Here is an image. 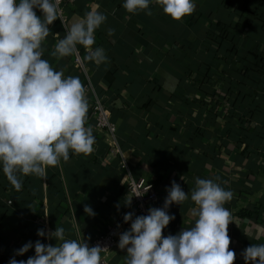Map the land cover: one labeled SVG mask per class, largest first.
Returning <instances> with one entry per match:
<instances>
[{"label":"crops","instance_id":"0c3cea01","mask_svg":"<svg viewBox=\"0 0 264 264\" xmlns=\"http://www.w3.org/2000/svg\"><path fill=\"white\" fill-rule=\"evenodd\" d=\"M194 2V12L180 21L165 15L155 0L150 16L128 13L124 0H76L65 6L66 25L91 10L106 15L92 46L107 56L98 67L85 61L78 68L74 56L52 57L66 33L59 19L49 25L43 58L65 76L89 81L94 94L86 92L88 110L93 95L102 98L120 154L93 132L90 154L70 151L69 160L47 168L45 178L19 176V191L0 167V264L34 256L37 240L55 245L49 234L56 227H63L68 239L86 241L104 234L109 224L118 227L109 264H124L126 249L118 242L132 221L123 217L136 215L120 182L121 158L134 178L156 188L158 200L149 209L163 208L173 181L189 195L196 178L230 190L233 198L224 207L231 212L234 264H245L241 253L248 246L264 244V0ZM77 48L83 58L86 49ZM85 205L94 215L84 212ZM193 207L190 199L170 205L167 212L175 219L162 235L190 228ZM38 230L46 235L38 236ZM28 242L33 247L16 255Z\"/></svg>","mask_w":264,"mask_h":264},{"label":"clouds","instance_id":"9594fccd","mask_svg":"<svg viewBox=\"0 0 264 264\" xmlns=\"http://www.w3.org/2000/svg\"><path fill=\"white\" fill-rule=\"evenodd\" d=\"M150 2L124 0L122 6L128 13L145 11L150 16ZM155 3L175 21L191 15L196 8L194 0ZM59 5L60 0H0V167L17 191L22 188L19 176L45 178L47 168L69 160L70 151L90 154L95 143L92 128L86 127L89 104L84 84L79 77L65 76L63 70L54 69L43 58L42 45L52 34L49 25L59 19L66 34L57 39L51 56L56 60L79 58L80 45L86 49L81 63L93 62L98 67L107 62V56L102 48L92 46L95 31L107 17L91 10L66 25ZM113 34L109 29L108 35ZM232 198L230 190L212 179L196 178L190 195L173 181L163 208H150L147 215L134 220L133 213L124 215V222L132 221L130 230L123 232L118 242L121 250L126 249L124 264H234L236 253L229 248L228 235L231 212L224 207ZM189 199L194 204V224L176 235L163 236V229L175 219L167 212L169 206ZM84 212L94 215L87 205ZM37 235L46 234L38 230ZM49 238L55 239V245L37 240L34 256L26 261L13 258L9 264H102L101 252L107 250L99 245L89 247L82 238H66L63 227H56ZM32 247L28 242L16 255ZM241 256L245 264H264V244L248 246Z\"/></svg>","mask_w":264,"mask_h":264},{"label":"built area","instance_id":"2783aa9c","mask_svg":"<svg viewBox=\"0 0 264 264\" xmlns=\"http://www.w3.org/2000/svg\"><path fill=\"white\" fill-rule=\"evenodd\" d=\"M75 1L76 0H60L59 8L62 19L64 16V7ZM81 60V54H79V58L74 56V66L82 68L83 63H81ZM84 86L86 88V92L94 94L88 80L84 83ZM87 123L90 124L92 131L97 136L103 138L105 142H109L111 144L115 153L120 154L116 145L115 125L109 120V112L106 109L102 98H98L96 95H93L91 98V106L87 113ZM118 164L121 171L120 182L127 191L134 214L136 216L147 215L149 207L154 205L158 200L156 188L152 183L148 182L144 178H134L126 165L124 158H121ZM149 185H151V187L146 191ZM117 236V225L109 224L107 225L106 232L104 234L96 236L91 240H86L85 242L88 243L89 247L96 245H99L102 248L106 247L107 250L101 252L102 264H109V255L116 248Z\"/></svg>","mask_w":264,"mask_h":264}]
</instances>
